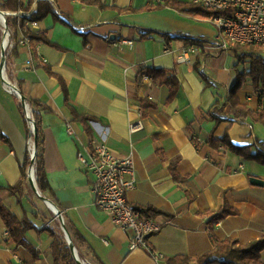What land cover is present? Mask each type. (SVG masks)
<instances>
[{"label":"crops","instance_id":"0c3cea01","mask_svg":"<svg viewBox=\"0 0 264 264\" xmlns=\"http://www.w3.org/2000/svg\"><path fill=\"white\" fill-rule=\"evenodd\" d=\"M5 1L0 0V10L8 17L27 18L39 0H22L32 1V8L18 12L5 10ZM83 1L51 0L58 19L48 15L36 27L27 25L47 38L36 44L37 57L30 44L23 43L24 32L9 26L17 52L8 66L6 62L7 79L25 98L42 101L50 109L42 115L45 168L59 206L52 202L64 222L74 224L104 264H168L177 255H201L213 247L208 213L226 203L238 212L216 223V237L243 244L260 237L264 233V186L253 184L251 178L264 180V164L227 147H214L209 138L228 135L233 144L251 147L255 153L257 141L264 142V124L252 118L216 124L204 118L217 100H226L238 71H249L250 63L238 65L232 48L219 50L213 43L218 29L209 20L170 7L145 9L150 0H100L104 9ZM152 1L153 5L163 2ZM126 8L132 10H118ZM145 28L176 38L169 46L158 34L142 40L140 31ZM181 38L201 43V51L186 62L178 61L186 46ZM124 39H132L133 44H115ZM149 67L175 70L180 87L172 101H168L170 87L141 70ZM238 96L250 109L264 111V99L251 77ZM21 106L24 103L0 71V136L7 139H0V201L19 218L28 214L38 227L26 234L38 251L36 257L28 248L5 241L7 228L0 216V264H53V237L46 230L53 222L52 210L34 197L30 181L22 202L5 189L19 181L20 166L33 148L25 119L27 115L33 121V109L30 106L31 114L25 110L24 115ZM81 116L90 117L87 126ZM140 116L145 129L132 134L130 123ZM94 141L104 142L120 156H132L137 185L127 198L133 206L159 211L153 218L162 229L148 238L159 258L144 249L131 250L128 234L96 206L93 177L78 158L79 150L87 151ZM87 261L98 264L90 258Z\"/></svg>","mask_w":264,"mask_h":264},{"label":"trees","instance_id":"16d2710c","mask_svg":"<svg viewBox=\"0 0 264 264\" xmlns=\"http://www.w3.org/2000/svg\"><path fill=\"white\" fill-rule=\"evenodd\" d=\"M83 2L88 4H99L102 9L106 8L100 0H84ZM5 10H11L12 12H18L21 10L30 11L32 8V1L24 3L22 0H6L2 6ZM165 7H170L178 12L191 16L200 20H211L217 13L206 9L200 5L194 4L192 2H184L181 0H163V2L153 5V1L147 4L144 8L148 10L161 9ZM121 12L132 10L130 8L118 9ZM48 15H52L55 19H58L56 10L54 9L51 0H39L37 3L36 10L29 17H8L9 26L21 29L24 35L30 38V46L32 48L33 55L37 57L36 44L40 42H47V38L43 34H36L32 32L25 24L26 21L29 22H39L46 18ZM154 34L163 36L166 39L168 46L171 41L176 38L169 33L162 31H155L152 29H142L140 31V38L142 40L151 38ZM2 31L0 28V45H1ZM184 39L186 46L192 43L187 38ZM232 51L238 58V65L243 62L250 63L249 71H238V78L235 85L229 91V95L226 100H217L213 108L204 115V118L216 121V124L222 121L229 120L231 123L238 120L252 118L254 122L264 124V111L258 110L254 111L242 104L238 91L246 84L249 77L252 79V83L255 89L258 91L260 88H264V47L261 45H233ZM17 52V46H15L9 53L6 51L7 66L11 59V56ZM1 58V57H0ZM40 62L38 65H43ZM46 65V64H44ZM238 67V66H237ZM142 71L146 72L154 81L161 85H167L170 87V95L168 101H172L179 92V81L176 76L174 69L167 68H142ZM207 85H210V80L202 75ZM66 91V96L68 97L66 86L63 85ZM21 100V99H20ZM22 102V101H21ZM26 102L32 107V119L37 127V136L33 132L32 122L25 114V107L21 106L22 112L26 115V128L27 133L30 137L34 139L36 144V158L33 163L32 150H28L24 162L21 164V177L19 181L14 185H9L5 187L12 195L18 197V201L22 202V196L24 193V188L30 181L29 179V169L31 166H35V175L38 187L40 188V193L42 199H48L54 201L56 205L59 206L54 198V192L47 179L46 168H45V132L43 127V111H50L49 107L42 101L26 98ZM147 104V103H146ZM151 104V103H148ZM145 103L142 104V106ZM147 106V105H146ZM153 106V105H152ZM229 109V113L226 110ZM80 119L86 124L90 120L89 116H81ZM1 140H6L3 136H0ZM209 143L217 148L221 146L227 147L233 152L244 156L247 160H254L259 163L264 164V142L257 141V150L252 152L251 147H241L233 144L230 141L228 135H225L222 139L215 138L213 135L209 138ZM1 187V186H0ZM43 199V200H44ZM143 215L148 217H155L159 214L157 209L150 206H134ZM51 216L53 218L52 224H49L46 228L48 232L53 237L51 243L53 264H81L74 255L72 248L69 246L66 236L63 230L62 222L59 218L52 212ZM237 210L232 208L229 204H225L224 207L216 212H209L210 216L208 220L209 232L213 242V247L209 251L202 253L201 255L195 257H189L186 255H177L169 258L168 264H264L262 261V252L264 250V233L255 239H252L246 244L241 243L237 239L226 238L220 240L215 234V225L219 221H222L230 215L237 214ZM161 213V211H160ZM0 216L4 221L7 228V234L5 236L6 242H13L17 246H24L28 248L37 257L38 251L36 248L28 241L26 236L27 232L31 229H38L36 224L29 218L28 214L24 217L19 218L15 213H13L5 204L0 201ZM65 226L71 234L75 248L78 251L79 257L81 259L87 260L92 259L98 264H104L100 257L95 253L90 243L82 235V233L74 226L71 221L65 220ZM86 250V251H85Z\"/></svg>","mask_w":264,"mask_h":264},{"label":"built area","instance_id":"2783aa9c","mask_svg":"<svg viewBox=\"0 0 264 264\" xmlns=\"http://www.w3.org/2000/svg\"><path fill=\"white\" fill-rule=\"evenodd\" d=\"M189 1L217 13L210 21L218 29V36L213 43L219 50L228 51L233 45L264 47V0ZM28 24L32 27L37 26L36 21L27 22L26 26ZM0 28L4 35L7 34L9 37L6 51L10 52L14 44L12 40L10 41L12 36L9 25L0 22ZM22 40L23 43L30 44V38L26 35ZM191 42L182 50L178 57L179 62H186L191 55L201 51L199 41ZM118 43L133 44V41L124 39L115 44L119 45ZM259 94L264 99V88H260ZM129 128L132 134L143 131L145 123L142 116L132 121ZM68 133L73 134L71 127L68 128ZM78 158L84 170L93 177L92 187L96 206L105 211L112 222L128 234L130 249H144L159 258L148 238L158 233L162 229V224L153 217L143 215L127 198L128 193L137 185L136 167L132 156H120L104 142L94 141L87 151L79 150ZM78 260L82 264H89V261L79 256Z\"/></svg>","mask_w":264,"mask_h":264},{"label":"water","instance_id":"95a60500","mask_svg":"<svg viewBox=\"0 0 264 264\" xmlns=\"http://www.w3.org/2000/svg\"><path fill=\"white\" fill-rule=\"evenodd\" d=\"M1 14L5 15V13L3 11L0 12ZM6 16V15H5ZM6 19V17H5ZM6 24L8 26V23H7V19H6ZM4 42H2V45H1V56H2V59H1V64H0V71H1V75L4 77V80L5 82L7 83V85L10 86V88L12 89V91L21 99V101L24 103V107H25V110H26V113L27 114H31V108H30V105L26 102V98L24 97V95L21 93L20 89L12 84L8 79H7V75H6V62H7V59H6V46H4L3 44ZM32 128H33V132L34 134L37 136V127H36V124L34 123V121H32ZM36 158V144H34V147H33V152H32V159H33V163H34V160ZM29 179H30V183L32 184V186L34 188H36V190L38 189V184H37V180H36V175H35V166H31L30 169H29ZM251 182L255 185H261V186H264V180L258 178V177H252L251 178ZM39 193V195L42 197L40 191H37ZM44 199V198H43ZM44 201L46 202V204L48 205V207L55 213V215L59 218V220L62 222L63 224V229H64V232H65V236H66V240L69 244V246L72 248L73 252H74V255L75 257L77 258L78 260V251L77 249L75 248L74 246V243H73V240H72V237H71V234L70 232L68 231V229L66 228L65 226V222H64V219H63V215L61 213V211L59 210V208L50 200L48 199H44ZM80 263L81 261L78 260ZM82 264V263H81Z\"/></svg>","mask_w":264,"mask_h":264},{"label":"rangeland","instance_id":"374dc122","mask_svg":"<svg viewBox=\"0 0 264 264\" xmlns=\"http://www.w3.org/2000/svg\"><path fill=\"white\" fill-rule=\"evenodd\" d=\"M6 17H8L7 15H6ZM7 21H8V18H7ZM8 23V22H7ZM3 38H4V33L2 32V36H1V45H2V42H3ZM11 39H12V37H10V41H11ZM1 45H0V54H1ZM1 58H0V64H1V59H2V56H0ZM10 79V78H9ZM11 80V79H10ZM34 144H35V142H34V139L32 138V140H31V145H32V147H34ZM34 188V187H33ZM34 190L35 191H33L34 192V197H36L37 199H39V201H41V204L43 205V206H45L46 207V203H45V201L42 199V197L39 195V193L36 191V189L34 188ZM62 226H63V224H62ZM63 228V227H62ZM64 230V229H63ZM65 233V232H64Z\"/></svg>","mask_w":264,"mask_h":264},{"label":"bare ground","instance_id":"6f19581e","mask_svg":"<svg viewBox=\"0 0 264 264\" xmlns=\"http://www.w3.org/2000/svg\"><path fill=\"white\" fill-rule=\"evenodd\" d=\"M2 10H0V12H1ZM5 15H3V14H1L0 13V22H2V23H5L6 22V19H5ZM8 41H9V37H8V35L6 34V35H4V46H6L7 45V43H8Z\"/></svg>","mask_w":264,"mask_h":264}]
</instances>
